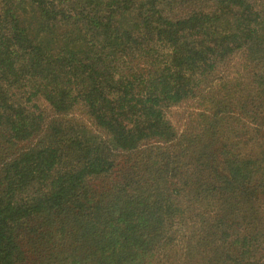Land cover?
I'll use <instances>...</instances> for the list:
<instances>
[{
    "label": "trees",
    "instance_id": "16d2710c",
    "mask_svg": "<svg viewBox=\"0 0 264 264\" xmlns=\"http://www.w3.org/2000/svg\"><path fill=\"white\" fill-rule=\"evenodd\" d=\"M0 264H264V0H0Z\"/></svg>",
    "mask_w": 264,
    "mask_h": 264
}]
</instances>
